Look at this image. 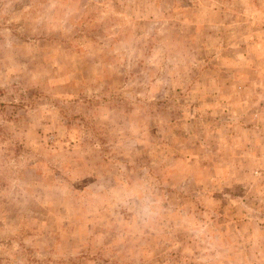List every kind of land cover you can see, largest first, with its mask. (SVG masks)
Instances as JSON below:
<instances>
[{"label": "rangeland", "instance_id": "374dc122", "mask_svg": "<svg viewBox=\"0 0 264 264\" xmlns=\"http://www.w3.org/2000/svg\"><path fill=\"white\" fill-rule=\"evenodd\" d=\"M0 264H264V0H0Z\"/></svg>", "mask_w": 264, "mask_h": 264}]
</instances>
